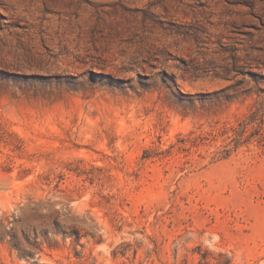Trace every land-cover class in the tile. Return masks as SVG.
Returning <instances> with one entry per match:
<instances>
[{"label": "rangeland", "instance_id": "rangeland-1", "mask_svg": "<svg viewBox=\"0 0 264 264\" xmlns=\"http://www.w3.org/2000/svg\"><path fill=\"white\" fill-rule=\"evenodd\" d=\"M16 220L0 264H264V0H0Z\"/></svg>", "mask_w": 264, "mask_h": 264}, {"label": "trees", "instance_id": "trees-1", "mask_svg": "<svg viewBox=\"0 0 264 264\" xmlns=\"http://www.w3.org/2000/svg\"><path fill=\"white\" fill-rule=\"evenodd\" d=\"M51 214L56 217V226L59 227L60 219L58 215H56V211H52ZM9 223L11 224V222ZM0 225L4 228L0 237V242L5 240L6 235H9L7 243L11 248H15L16 250H18L19 257H26L32 254L30 250L26 249V244H28L29 246L37 247L39 235L36 231V226H31L25 220L13 221V223L7 228V230H5V225H3V222H0ZM57 228L55 230H57ZM63 233L66 234V232ZM32 234L34 235L31 236ZM42 236L43 238H46L47 235L42 234Z\"/></svg>", "mask_w": 264, "mask_h": 264}]
</instances>
